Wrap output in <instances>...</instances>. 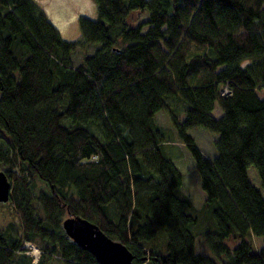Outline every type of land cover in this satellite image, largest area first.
<instances>
[{
	"label": "trees",
	"instance_id": "1",
	"mask_svg": "<svg viewBox=\"0 0 264 264\" xmlns=\"http://www.w3.org/2000/svg\"><path fill=\"white\" fill-rule=\"evenodd\" d=\"M95 2L68 41L35 0H0V165L19 218L0 226V264H33L27 241L39 264H99L63 228L76 216L133 264H264V0ZM192 127L216 134L212 156Z\"/></svg>",
	"mask_w": 264,
	"mask_h": 264
},
{
	"label": "rangeland",
	"instance_id": "2",
	"mask_svg": "<svg viewBox=\"0 0 264 264\" xmlns=\"http://www.w3.org/2000/svg\"><path fill=\"white\" fill-rule=\"evenodd\" d=\"M35 2L45 10L50 19L57 25L63 39L68 41L77 40L81 35L79 20L81 17H89L96 19L98 16L97 4L95 0H35ZM147 19L145 14H141L138 22ZM100 44L90 45L84 49L78 50L74 55V65L78 66L82 63L84 56L87 53L93 54ZM260 97L264 98V91L260 92ZM221 110L215 107L214 112L219 114ZM158 123L173 131V138L176 140L175 131L172 128L169 117L164 112H159L157 115ZM189 133L194 137L200 150L209 156L214 154L212 141L216 138L215 133H211L205 129L192 127ZM180 147L179 157L176 164L180 167L184 174L185 183L183 192L187 195L196 209H200L203 205L204 194L199 188L198 178L195 175L193 160L189 152L185 149L183 144L176 142ZM4 170V166L0 165V171ZM194 170V171H193ZM39 187H42V183ZM18 220V215L13 208L11 201L7 203H0V226L8 227L10 222ZM261 244L260 239L256 240V245ZM207 252L208 249L205 246ZM20 261L29 264L26 254H21ZM17 262V264L19 263ZM60 264V263H56Z\"/></svg>",
	"mask_w": 264,
	"mask_h": 264
},
{
	"label": "water",
	"instance_id": "3",
	"mask_svg": "<svg viewBox=\"0 0 264 264\" xmlns=\"http://www.w3.org/2000/svg\"><path fill=\"white\" fill-rule=\"evenodd\" d=\"M12 183L5 171H0V203L11 198ZM67 235L82 249L94 255L99 264H133L134 254L120 241L109 237L97 224L81 216L63 221Z\"/></svg>",
	"mask_w": 264,
	"mask_h": 264
},
{
	"label": "built area",
	"instance_id": "4",
	"mask_svg": "<svg viewBox=\"0 0 264 264\" xmlns=\"http://www.w3.org/2000/svg\"><path fill=\"white\" fill-rule=\"evenodd\" d=\"M229 89L227 87H224L221 90L222 95H227L229 94ZM24 249L28 255H30L33 259V264H39V260L41 258V250L32 242H25L24 244Z\"/></svg>",
	"mask_w": 264,
	"mask_h": 264
}]
</instances>
